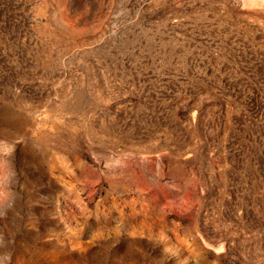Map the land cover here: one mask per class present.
Masks as SVG:
<instances>
[{
    "label": "rangeland",
    "instance_id": "obj_1",
    "mask_svg": "<svg viewBox=\"0 0 264 264\" xmlns=\"http://www.w3.org/2000/svg\"><path fill=\"white\" fill-rule=\"evenodd\" d=\"M0 264H264V0H0Z\"/></svg>",
    "mask_w": 264,
    "mask_h": 264
}]
</instances>
